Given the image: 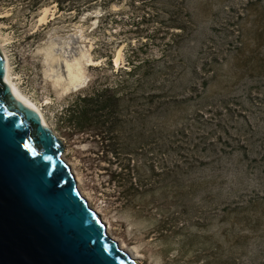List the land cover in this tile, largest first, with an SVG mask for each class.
I'll use <instances>...</instances> for the list:
<instances>
[{"label":"rangeland","instance_id":"rangeland-1","mask_svg":"<svg viewBox=\"0 0 264 264\" xmlns=\"http://www.w3.org/2000/svg\"><path fill=\"white\" fill-rule=\"evenodd\" d=\"M42 3L0 0V49L108 234L139 264H264V0ZM130 61L151 79L118 126L76 133L72 95Z\"/></svg>","mask_w":264,"mask_h":264},{"label":"water","instance_id":"water-1","mask_svg":"<svg viewBox=\"0 0 264 264\" xmlns=\"http://www.w3.org/2000/svg\"><path fill=\"white\" fill-rule=\"evenodd\" d=\"M5 74L0 50V264H139L89 206L61 139Z\"/></svg>","mask_w":264,"mask_h":264},{"label":"trees","instance_id":"trees-1","mask_svg":"<svg viewBox=\"0 0 264 264\" xmlns=\"http://www.w3.org/2000/svg\"><path fill=\"white\" fill-rule=\"evenodd\" d=\"M31 2L30 11H37L43 7V0H29ZM60 2V11H70L63 3V0H58ZM131 65V70L122 72L126 75V79H129L125 85H116L114 87L105 86L101 90H96L93 85L84 88L72 95L71 103L68 106V116H66L68 123L72 126L76 133L85 134H95L97 131H105L109 127V131L118 126L121 113L124 112L130 103L136 101L134 93H136V88L131 85V81L134 78L143 73L145 80L150 81L148 76L152 70L150 68V62L144 65H135L133 61L129 62ZM113 64L112 59H109L107 71H112ZM108 83V80H107ZM148 92V94L146 93ZM124 92L128 97L120 99V93ZM143 95L147 96L146 102L154 103L156 96L151 93V90H142ZM109 168H104L111 171L113 163L107 161ZM128 167V177L131 178V165L127 164ZM112 172L111 175L115 177L118 175L119 179H122L124 174L121 172ZM132 181V180H131Z\"/></svg>","mask_w":264,"mask_h":264},{"label":"bare ground","instance_id":"bare-ground-1","mask_svg":"<svg viewBox=\"0 0 264 264\" xmlns=\"http://www.w3.org/2000/svg\"><path fill=\"white\" fill-rule=\"evenodd\" d=\"M45 18H46V15H44L43 20H45ZM0 43H2V42H0ZM0 47H1V46H0ZM0 50H1V49H0ZM1 52H2V51H1ZM2 54H3L4 59H5V71H6V74H5V80H6V82L9 83V84L13 87V89H14L16 95H17L21 100H23L24 102H26L29 106H31L32 108H34V109L39 113V115L41 116V118H42L43 123L45 124V126L49 127V125L47 124V121H46L45 116H44V114L42 113L41 109H40L35 103H33L31 100H29L28 98H26V97L21 93V91L17 88L16 84L12 81V79H11V74H10V68H11V66H10V63H9L8 57H7V55H6L5 53L2 52ZM4 54H5L6 56H5ZM118 56H119V57L116 58L115 63H118L119 60H122V56H121V54H119ZM49 128H50V127H49Z\"/></svg>","mask_w":264,"mask_h":264}]
</instances>
